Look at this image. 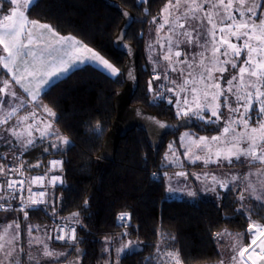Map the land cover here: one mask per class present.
Returning <instances> with one entry per match:
<instances>
[{
	"label": "snow or ice",
	"instance_id": "snow-or-ice-1",
	"mask_svg": "<svg viewBox=\"0 0 264 264\" xmlns=\"http://www.w3.org/2000/svg\"><path fill=\"white\" fill-rule=\"evenodd\" d=\"M146 2L137 0V4ZM5 3L11 6L8 12L3 10ZM36 4L37 0H0V69L4 70L0 72V213L4 214L0 220V264H59L65 252L56 250L55 241L80 251L77 227L73 226H82L80 211L62 217L53 207L52 224L24 223L30 220L29 210L43 211L40 206L52 202L48 189H55L63 180L49 173L62 172L64 161L53 159L43 175L30 176L29 170L41 164H26L22 157L37 141H47L44 151L56 154H62V146L70 144L54 126L58 119L55 112L40 104L42 93L78 64L96 63L113 78L120 73L88 45L30 19L28 12ZM124 15L127 20L129 14ZM159 15L156 38L148 45L154 73L148 81L153 95L150 104L164 100L174 104L182 126L190 121H200L204 130L223 125L219 134L210 137L182 134V153L168 145L162 163L177 170L170 174L165 168L166 194H180V185H187L190 177L206 184V191L239 189L236 211L246 212L250 219L257 213L249 201L264 206V0H166ZM152 22L156 23V17ZM125 35L121 28L117 44ZM154 82L159 83L154 86ZM41 107L51 119L37 115L36 109ZM21 110L25 114H20ZM150 119L160 128L167 127ZM96 132L102 133L99 124ZM185 161L203 167L198 173L190 172ZM13 212L22 213L23 219L17 216L9 221L7 216ZM130 220L129 213L117 216L125 229L131 228ZM128 235L126 230L120 239ZM245 235L249 237L246 244ZM224 237L233 242L221 246ZM157 238L145 264H184L180 251L172 248L174 237L158 230ZM213 239L218 245V264H264V223L249 222L246 233L223 229ZM104 244L107 252L115 240L106 236ZM115 250L118 257L130 255L141 251V245L129 240ZM77 261L79 264V257Z\"/></svg>",
	"mask_w": 264,
	"mask_h": 264
},
{
	"label": "trees",
	"instance_id": "trees-1",
	"mask_svg": "<svg viewBox=\"0 0 264 264\" xmlns=\"http://www.w3.org/2000/svg\"><path fill=\"white\" fill-rule=\"evenodd\" d=\"M111 1L130 11L134 18L125 36V41L138 51L139 85L131 105L142 106L158 119L177 121L173 104H149L148 81L153 71L147 66L143 49L144 31L153 17L159 16L166 0H147L140 4L137 0ZM28 15L32 20L50 25L61 36H71L88 45L120 73L113 78L86 65L61 79L46 94H41L40 104L55 112L58 118L55 125L70 144L62 154L52 151L44 156V159L49 158L48 162L52 159L64 161L63 171L59 172L63 183L49 192V200L54 197V201L41 206L43 211L29 210L30 220L25 222L50 224L53 207L62 217L80 211L82 226L77 234L82 254L80 264H105L106 261L114 264V252L104 251V238L120 237L123 228L116 223L120 213L131 216V228L126 229L130 235L124 239L138 241L141 251L124 254L118 264H145V257L153 254L157 244L158 230L175 238L172 248L180 251L184 264H214L220 258L213 239L215 233L225 227L242 232L247 230L249 222L264 223V206L256 207V203L249 201L257 213L249 219L247 213L236 211L239 203L231 192L221 198L220 205L205 199H167L164 171L170 167L162 166V158L171 135L163 136L154 148L149 136L137 127L119 141L113 162L98 158L115 117V95L125 84L122 71L126 56L113 47L122 23L118 12L102 0H37ZM191 122L199 135L215 132L210 126L204 130L198 122ZM98 124L102 133L96 132ZM85 200H88L86 207ZM8 216L19 215L11 213ZM70 248L69 252L74 255L76 248Z\"/></svg>",
	"mask_w": 264,
	"mask_h": 264
},
{
	"label": "water",
	"instance_id": "water-1",
	"mask_svg": "<svg viewBox=\"0 0 264 264\" xmlns=\"http://www.w3.org/2000/svg\"><path fill=\"white\" fill-rule=\"evenodd\" d=\"M102 1L111 9L118 12L122 17L119 31L113 40V47L117 52L126 56L122 71L125 84L115 95L113 102L115 117L104 137L101 151L98 155L100 160L113 162L119 141L124 139L128 133L132 132L137 127H141L144 130L153 142L154 148H156L163 136L174 135L177 131L191 126V122H188L187 126H182V121L180 120L173 122L170 119H158L152 112L144 109L142 106L131 105V100L139 85L138 51L132 44L125 41L126 35L119 44H117V37L120 35L121 28H124L127 34L128 29L133 24L134 18L130 11L125 10L118 3L111 0ZM124 13L129 14L127 20ZM125 45L127 47H125ZM129 71L132 73L131 77H129ZM150 118L165 123L167 127L160 128L159 124L154 123Z\"/></svg>",
	"mask_w": 264,
	"mask_h": 264
},
{
	"label": "rangeland",
	"instance_id": "rangeland-1",
	"mask_svg": "<svg viewBox=\"0 0 264 264\" xmlns=\"http://www.w3.org/2000/svg\"><path fill=\"white\" fill-rule=\"evenodd\" d=\"M3 6H4V4H3ZM152 21H153V19L151 20V25L148 26V28L144 31V34H143V40H144V46H143L144 55H145V58L147 60V66H148V68L151 71H153V65L150 62L151 52H150V50L148 48V45L150 43H152V41L156 38V27H157V24H159L161 22L160 15L156 18V23H153ZM98 69H100V68H98ZM152 74H154V73H152ZM152 74H150V76H149L150 78L149 79H151V75ZM172 99L174 100L175 98L172 97ZM161 102L167 103V101H161ZM28 106L31 108V105H28ZM29 110L31 111L32 109H29ZM175 110H176V108H175ZM36 112H37V115L38 116L42 117L45 120L51 119V117H48L47 116V113L43 112V110L36 109ZM20 114H25L24 113V110H21V113ZM225 116H227V110H225ZM14 121H15V118H14V120L12 122H14ZM195 122H198L199 125H201V122L200 121H194V123ZM222 126H223L222 124L220 126H217V125L210 126V129L213 130V131H215V132L213 134H211V133L210 134L204 133L203 135L204 136H209V137L210 136H213V135H217V134H219L220 128ZM185 132H191V133H194L195 136H200L199 133L197 132V130H195L192 127V122H191V126L185 128V129H181V131L176 136H172L171 135L168 138L167 144L168 145L169 144H173L175 150H177L180 153H182L183 152V149H181L179 147V145L181 143V139L180 138H181L182 134H184ZM184 142L187 143V138H185V141ZM43 144H45V143H42V146L43 147H42V150L40 149L41 150V152L39 154L40 157H37L35 160H31V161H35V164L37 163L36 161H38V162L40 161L41 162V160H43L44 155L47 153V152L44 151V149H45V147H48V145L47 144L43 145ZM167 150H168V147H167L166 151ZM169 159H171V156H169ZM181 160L183 161V156L182 155H181ZM184 163L186 164L187 170H189L190 172H197L198 173V172L201 171V168L203 167L202 165H198V164H188L187 162H184ZM162 166H169L170 169H168V170H169V173L170 174H171L172 171L177 170V169H174L171 164H164V163H162ZM48 167H49V162H48ZM239 171H246V169H239ZM28 175H30V174L28 173ZM165 186L167 188V177H165ZM206 187H207L206 184H202L200 181L196 180L195 177H190V180L187 183V185H184V184H181L180 185V188L182 189V191H181L180 194L174 195V196H171V197L166 194V197H167V199H179V200H186V201H195V200H198V199H205V200L212 201L216 205H220L221 198L225 194H228V193L231 192V193H233L235 195L236 201L239 203V201L237 200V194H238L239 189H237L236 191H230V190H221V189L217 188V190L215 192H211V191H206L205 190ZM189 192H191L192 195H189L188 194ZM53 193H54V191L52 192V195H53ZM51 201H54V197L53 198L51 197ZM251 201H253L254 203H256L255 200H251ZM245 214H246V212H245ZM15 217H17V216H12V217L7 216V219L10 221V220H12ZM2 219H4V214H0V220H2ZM24 223L27 224L28 222H24ZM223 229H227L228 231H230L232 233H246V231L234 232V231H232V230H230L229 228H226V227L220 229V231L223 230ZM125 231H126V229L123 228V230L121 231V233H123ZM114 240H115V245L114 246H109L108 250H112L114 252V264H118L119 258L121 256H123L125 253H121L119 255V257H118L115 249L118 248V247H120L122 244L127 243L131 239H127V238L126 239H124V238L123 239H120V237H117ZM244 240H245V237H244ZM232 242L233 241H232V239L230 237H224L223 240H221L220 244H221V246H226V245H230ZM50 244H51V242H50ZM56 248H61V247L60 246H57ZM63 249L68 250V251H72L71 248H63ZM74 253H75V255L72 257V259L67 264H78V261H77V258L78 257H79V264H80V259H81V255H82L81 252L80 251L79 252L74 251ZM62 257L63 256L59 257V259L62 258ZM218 261L216 263H214V264H218ZM53 263H55V262H53Z\"/></svg>",
	"mask_w": 264,
	"mask_h": 264
},
{
	"label": "crops",
	"instance_id": "crops-1",
	"mask_svg": "<svg viewBox=\"0 0 264 264\" xmlns=\"http://www.w3.org/2000/svg\"><path fill=\"white\" fill-rule=\"evenodd\" d=\"M10 5L9 4H7V3H5L4 4V6H3V10H4V12H8L9 10H10ZM64 37H71V36H64ZM86 65H90V66H93L94 65V67L96 66V68H100V70L101 71H103L104 73H106L107 75H109L108 73H107V71L106 70H104L103 69V67L102 66H98L96 63H93V62H88V63H85V64H78L77 66H76V68H74L71 72H73L74 70H76V69H78V68H81V67H83V66H86ZM2 71H4V70H2V69H0V72H2ZM71 72H69V73H67L65 76H63V77H61V79H63V78H65L67 75H69ZM110 76V75H109ZM23 94V93H22ZM23 95H25L26 96V94H23ZM26 107L28 108V109H32V108H30L28 105H26ZM39 110H43V108L41 107V108H38ZM54 126L56 127V125L54 124ZM57 128V127H56ZM58 129V128H57ZM41 145V143L39 142V141H37V146L35 147V148H33L32 150H30L29 152H27V153H25L24 154V161L26 162V164H35V161H31V160H35L37 157H40V152H41V150H42V145ZM45 144H47L48 145V142L47 141H45ZM44 144V145H45ZM69 145H67V146H62L64 149H66L67 147H68ZM41 149V150H40ZM51 152H52V150H49V152H47L44 156H46V155H48V154H51ZM42 156V155H41ZM48 160H49V158H47V159H44V157H43V160H41V162L39 161V163L41 164V167H39V168H35V169H32V170H29V174H30V176H34V175H43L46 171H47V169H48ZM37 163H38V161H36ZM186 162V161H185ZM49 175H51V173H49ZM49 191H51V188H49ZM247 240H249V237H247V235L245 236V240H244V243L246 244L248 241ZM247 241V242H246ZM56 250L57 251H64L65 252V256H63L62 258H60L59 259V264H67L71 259H72V257L75 255H73L71 252H69L68 250H65V249H63L62 247L61 248H56ZM53 264H55V263H53Z\"/></svg>",
	"mask_w": 264,
	"mask_h": 264
},
{
	"label": "built area",
	"instance_id": "built-area-1",
	"mask_svg": "<svg viewBox=\"0 0 264 264\" xmlns=\"http://www.w3.org/2000/svg\"><path fill=\"white\" fill-rule=\"evenodd\" d=\"M153 75H154V74L151 75V78H152ZM149 80H150V79H149ZM155 83H159V82H154V86H155ZM150 94H151V97H150L149 103H150V101L153 99V95H152V93H150ZM166 95L171 96V94H166ZM164 101H166V100H164ZM158 102H161V101H158ZM22 159H23V157H22ZM52 160H53V159H52ZM50 161H51V160H50ZM51 175H59V171H58V172L51 173ZM57 185H60V184H57ZM41 190H43V189L33 188V191H41ZM48 191H49V189H48ZM49 192H50V191H49ZM41 206H44V205H41ZM41 206H40V207H41ZM17 207H19L18 203H17ZM13 213L18 214V215L21 217V219H23V214H22V213H18V212H13ZM0 214H2V213H0ZM53 222H54V221L52 220V221L50 222V224H52ZM55 222H56V223H59V222H57V221H55ZM116 223H117L118 227H120V228H124V227H121V226L118 224L117 220H116ZM73 226L77 227V234H78V228H79V226H78V225H73ZM77 236H78V235H77ZM51 243H53V242H51ZM54 243L57 244V245L62 246V245H61V242H59V241H55Z\"/></svg>",
	"mask_w": 264,
	"mask_h": 264
}]
</instances>
